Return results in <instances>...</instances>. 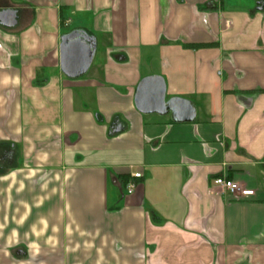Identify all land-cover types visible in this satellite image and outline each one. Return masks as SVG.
<instances>
[{
    "label": "crops",
    "instance_id": "crops-1",
    "mask_svg": "<svg viewBox=\"0 0 264 264\" xmlns=\"http://www.w3.org/2000/svg\"><path fill=\"white\" fill-rule=\"evenodd\" d=\"M4 11L0 159L17 167L0 174V264H264V0H0ZM72 31L96 46L75 79L60 71ZM153 76L193 121L136 109Z\"/></svg>",
    "mask_w": 264,
    "mask_h": 264
},
{
    "label": "water",
    "instance_id": "water-1",
    "mask_svg": "<svg viewBox=\"0 0 264 264\" xmlns=\"http://www.w3.org/2000/svg\"><path fill=\"white\" fill-rule=\"evenodd\" d=\"M13 15L8 11L0 13L6 21ZM60 71L69 79L83 76L88 71L94 55L95 40L79 31H72L61 37ZM136 109L142 114H170L174 122H191L195 118L193 104L180 98H165V84L161 77L143 78L134 95Z\"/></svg>",
    "mask_w": 264,
    "mask_h": 264
},
{
    "label": "built area",
    "instance_id": "built-area-1",
    "mask_svg": "<svg viewBox=\"0 0 264 264\" xmlns=\"http://www.w3.org/2000/svg\"><path fill=\"white\" fill-rule=\"evenodd\" d=\"M210 2L216 1V0H208ZM133 178L139 179L141 178L140 173L133 174ZM213 183L216 187L228 192L231 195L239 196V197H246L253 195L252 190L245 189L241 184L238 182H234L232 180L227 179L225 176L217 177L213 180ZM134 184L130 183L127 186V193L131 194L134 190Z\"/></svg>",
    "mask_w": 264,
    "mask_h": 264
},
{
    "label": "trees",
    "instance_id": "trees-1",
    "mask_svg": "<svg viewBox=\"0 0 264 264\" xmlns=\"http://www.w3.org/2000/svg\"><path fill=\"white\" fill-rule=\"evenodd\" d=\"M2 145H0L1 147ZM14 155V154H13ZM7 156H1V159H0V174H4L6 172H8L9 170H12L14 168L17 167V163L15 164L14 160L12 161H8L7 164L5 163L4 159L6 158ZM126 177V175H125ZM127 182V179L125 180Z\"/></svg>",
    "mask_w": 264,
    "mask_h": 264
}]
</instances>
